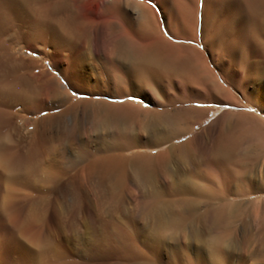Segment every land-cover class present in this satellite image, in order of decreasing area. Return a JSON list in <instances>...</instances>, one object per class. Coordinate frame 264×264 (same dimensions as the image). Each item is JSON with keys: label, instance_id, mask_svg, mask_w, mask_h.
<instances>
[{"label": "bare ground", "instance_id": "obj_1", "mask_svg": "<svg viewBox=\"0 0 264 264\" xmlns=\"http://www.w3.org/2000/svg\"><path fill=\"white\" fill-rule=\"evenodd\" d=\"M201 4L203 50L179 42L194 38ZM98 31L106 33L100 41ZM15 47L48 54L61 65V78L47 70L35 74L25 61L34 64L36 59L14 53ZM91 49L104 78L114 88L121 86L120 96H140L158 109L183 102L227 103L237 96L235 85L241 97L261 109L264 0H0V171L9 193L18 184L56 182L79 166L82 179L77 186L67 182L65 192L88 208V254L108 248L120 264H164L163 254L169 256L167 264H184L193 256L221 264L226 244L240 242L238 221L258 215L261 207L264 211V201L250 199L264 192L263 168L249 164L264 150L263 120L254 124L240 116L230 119L233 112L221 106L191 105L145 110L146 136L80 138L74 125L57 139L69 151L62 154L67 160L58 170L46 160L56 149L49 138L24 155L3 142L11 109L54 110L72 98L68 65L80 62ZM216 56L218 70L212 65ZM103 105L108 115L126 118L140 108L132 103ZM210 110L219 114L201 133L176 143ZM244 143L248 146L241 152ZM128 148L145 151L123 153ZM11 194L5 212L27 243L28 248L20 249L48 264L53 255L49 240L35 227L33 213H17ZM125 194L140 197L131 204L145 208L137 219L142 227L133 211L125 223L103 216L104 210H121ZM257 236L264 244V228Z\"/></svg>", "mask_w": 264, "mask_h": 264}, {"label": "rangeland", "instance_id": "obj_2", "mask_svg": "<svg viewBox=\"0 0 264 264\" xmlns=\"http://www.w3.org/2000/svg\"><path fill=\"white\" fill-rule=\"evenodd\" d=\"M202 14L201 4L198 9L199 19L196 34L193 35L194 38L179 42L194 45L203 50ZM104 34H106L104 31L97 32L99 41L105 36ZM21 51L27 56L36 59L34 64L30 60L25 61V64H30V68L35 74H41L42 71L47 70L59 79L61 78V65L57 64L54 59H51L48 54L45 55L37 51L28 52L26 49H20V47L13 49V52L16 54H20ZM262 55L264 56V53ZM216 60L214 62L215 64L213 63L212 65L218 70V56H216ZM68 67L70 75L72 76V80H70L73 82L69 81V83L74 88L72 98L68 102L62 103L54 110H44L41 112L37 111V106H27L26 110H21L18 107L13 110L11 109L13 114L5 126L1 137L5 144L14 146L13 149L15 150L13 151L18 155L19 153L24 155L30 147H34L35 145L39 147L42 139L47 137L51 141H54L56 149L54 154L49 155L46 160L47 163L50 162L52 164L54 169L58 170L64 167L65 161L67 160L61 158L62 154L64 153L68 156L69 151L65 150L64 145L58 143L57 139L74 125L76 134L80 138L85 136L96 138L108 133L115 136H122V138L137 136L140 133L144 136L147 135L145 123L146 112L144 111L152 110L155 106L152 102L145 101L137 95L120 96L121 86L114 88L113 83L104 78L105 76L102 73H105V71H103L101 65L97 62L94 50L91 49L80 62L69 64ZM63 82L67 84L66 81ZM235 82L234 84L239 83L238 81ZM234 87L232 88L237 96L233 102H183L159 109L174 110L179 107L191 105L203 108H218L221 106V109L233 112L229 116L230 119H237L240 116L239 118L254 124H258V121H264V108L258 109L255 102L241 97L240 92ZM105 102L113 104L132 103L140 108L137 109V113L133 117L129 118L115 114L108 115L107 109L103 105ZM213 113L214 111L210 110L208 117L200 125H195L191 133L177 139L176 143H181L196 133H201L219 114L218 112ZM60 114L61 117L58 118L57 116H60ZM247 146L248 143L240 145L239 151L242 152ZM156 150L153 149L151 153H154ZM134 151L145 150L141 148H128L123 153L130 154ZM147 152L150 153L149 150ZM211 158L212 160L214 159L213 157ZM256 163L262 166L264 177V150L260 154H257L251 160V163L249 162L250 165ZM58 175H61L60 172H58ZM82 177V172L78 166L77 169L62 174V177L56 182L36 180L31 185H14V191L11 194L8 191V181L0 171V264H40L30 252L28 254V251L26 252L20 249L21 245L26 248L28 247L25 240L19 235L17 228L6 215L5 203L9 194L13 195V205L21 217H25L30 213L36 216L37 221L35 227L49 240L53 249V255L51 256V260L48 261V264H120L108 248H100L99 252L95 254L89 253L92 256L88 254V250L90 251V248L88 249L89 238L85 233L90 226L88 208L80 198L77 199L71 193L65 192V185H68L67 182H70L71 186H77L78 181ZM255 180L260 182L258 176ZM139 198H136V196L132 198L125 194V206L121 210H117V208L112 211H108V209L104 210L103 216L107 219L113 218L117 222L125 223L128 219V213L133 211L132 213H134L133 215L136 220L140 219L142 212L145 210V208L143 209L144 206L142 205L136 208L132 205L139 201ZM250 199L264 201V192L260 191L252 194ZM91 202L94 204L93 198ZM262 210L263 207L259 208L260 212L258 215L250 214L249 216L243 217L241 221H238L237 234L240 242L226 244V251L221 258V264H264V255H262L264 253V244L260 242L257 236H261V231L264 228V211L262 212ZM137 221L138 225L142 227V222ZM83 240L87 241V243ZM241 242L244 243L242 244ZM161 260L164 264H167L169 260L168 254H163ZM184 264H214V262L208 257L199 260L196 256H193L192 261L185 262Z\"/></svg>", "mask_w": 264, "mask_h": 264}]
</instances>
